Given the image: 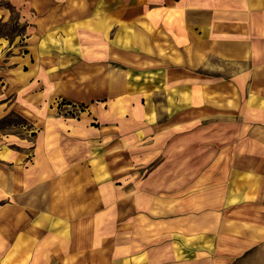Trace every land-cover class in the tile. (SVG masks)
I'll return each instance as SVG.
<instances>
[{"label": "rangeland", "instance_id": "rangeland-1", "mask_svg": "<svg viewBox=\"0 0 264 264\" xmlns=\"http://www.w3.org/2000/svg\"><path fill=\"white\" fill-rule=\"evenodd\" d=\"M105 1L0 0L2 191L16 172V193L1 204L15 203L42 236L34 264H238L231 243L206 236H188L180 249L168 222L207 157L239 141L243 152L254 136L248 111L264 110V63L227 51L264 3L108 0L113 11L104 15ZM200 40L207 48L196 47ZM176 53L183 64L200 57L183 66L194 77L256 80H168ZM253 249L254 264H264V240Z\"/></svg>", "mask_w": 264, "mask_h": 264}, {"label": "crops", "instance_id": "crops-1", "mask_svg": "<svg viewBox=\"0 0 264 264\" xmlns=\"http://www.w3.org/2000/svg\"><path fill=\"white\" fill-rule=\"evenodd\" d=\"M166 1L147 0L146 3L165 4ZM175 2L185 5L187 0H175ZM254 2L260 4L264 3V0H240L239 4H253ZM104 10V15L112 13L113 3L108 5V0H106ZM63 18L62 16L58 19ZM155 18L157 20L164 19L163 16H160V19ZM248 18L250 21H254V27L244 32L239 30L238 35L234 34L237 38L229 41L231 47L228 51L225 42L224 44L219 43L218 48L230 52V56L235 59H240L242 54L250 51L254 53V56L250 55L251 61L264 63V40L260 39L261 36H264V28H261L262 23H264V8L256 14H249ZM245 19L247 18L243 16L240 20ZM156 35L161 38V34ZM246 36H249L248 40L245 39ZM105 41V44L112 50L113 39H105ZM98 44L99 42L94 39V45ZM123 45L119 46L120 50L118 51L122 59L128 57L129 53ZM207 45V40H200V45L196 47L203 49L204 47L207 48ZM247 45L253 47L254 50H247ZM105 51L108 54L106 48ZM177 57L178 54L176 53L171 55L170 60L167 59L168 68H170L168 80H256V77L250 76V74H236L230 78H215L207 75L194 77L192 73L184 70L183 66H188L190 60L200 61V57L185 56L184 64L176 61ZM261 69L264 70V64ZM176 105L180 106V104ZM186 111L187 108L182 112L180 110L179 114ZM248 113H251L254 119L250 124L255 127V131L254 136L247 137L243 141V144H248L247 150L241 151V142L239 141L233 143L231 151L215 152L211 157H207L210 159V163L191 184L187 185L186 203L180 207L177 206L174 212L170 214L168 235L178 237L177 241L182 242L179 243L180 249L185 247L184 243L188 240L185 239L186 237L199 236L200 238L206 236L204 241L210 238L211 240L231 243L232 247L228 249V255L243 256L238 264L240 262L241 264L255 263L257 250L253 247L258 241L264 240V218L257 217L260 213L264 215V110L258 112L251 110ZM174 132L177 133L175 130ZM183 156L185 161L199 160V158H193L191 154H184ZM7 174L8 177L12 174L16 179L15 171L9 170ZM15 179L14 182H16ZM14 182L12 186L8 185L7 192L6 190L2 191L0 187V264H34L32 262L34 242L42 239V236H34L35 230L31 226L24 225L25 213L19 210V214L15 203L1 204L2 199H11V190L16 193ZM244 208L258 209V211H256L257 213L254 212L253 216H248L247 219L234 217L240 214V210ZM11 220H15L19 227L11 225ZM12 226L14 231L11 229ZM181 237L182 239H180ZM210 252L213 250L210 249ZM223 253H225L224 250ZM183 262L187 261L175 260V264H183ZM201 263L203 262L200 260L196 262V264Z\"/></svg>", "mask_w": 264, "mask_h": 264}]
</instances>
